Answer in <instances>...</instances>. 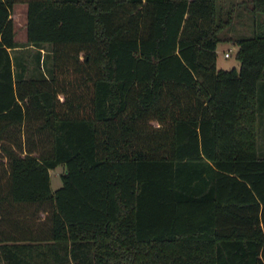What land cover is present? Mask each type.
<instances>
[{"label": "trees", "instance_id": "16d2710c", "mask_svg": "<svg viewBox=\"0 0 264 264\" xmlns=\"http://www.w3.org/2000/svg\"><path fill=\"white\" fill-rule=\"evenodd\" d=\"M17 1L0 0V264H264V29L230 33L264 0H28L23 58ZM222 41L239 67L218 68Z\"/></svg>", "mask_w": 264, "mask_h": 264}, {"label": "rangeland", "instance_id": "374dc122", "mask_svg": "<svg viewBox=\"0 0 264 264\" xmlns=\"http://www.w3.org/2000/svg\"><path fill=\"white\" fill-rule=\"evenodd\" d=\"M27 1L28 0H18L13 8L12 17L14 20L15 30H16V41L18 42L19 49H15L12 51V54L15 55V53L18 56H21L23 58L24 55L29 54L31 51H33V48L26 47L27 44ZM227 4L230 3L232 0H223ZM234 1H240V0H234ZM261 29H264V14H258V15H249L248 13L244 12L242 13V16L237 17L234 21V27L230 31L232 36H238V35H252L256 31H260ZM49 45V44H48ZM25 47V48H24ZM51 47V46H50ZM238 46L235 45L233 41H222L218 44L217 47V66L218 68H224L229 69L232 67H239V60L237 59L236 53H237ZM36 53L37 51L34 50ZM229 52V55L226 56L225 53ZM42 59L41 63L45 67L46 64V70H51V64H52V57H51V50L49 49V46L44 47L41 50ZM38 60V59H37ZM40 62V60H39ZM35 64V63H34ZM33 64V65H34ZM35 75H39V72L36 71ZM47 78L49 77V73L45 75ZM44 86H47L48 84H43ZM259 97H260V103L262 104L260 106V109L264 108V90L263 87L259 89ZM40 123L32 124L34 127H37ZM258 129H259V139H258V151L260 154L264 155V111L260 113L258 117ZM31 130L35 131V129L31 128ZM28 128H25L24 130V136L25 139H27V135L31 131ZM46 131L42 133V139L39 144V146L44 147V145H47L48 140ZM37 154V153H35ZM5 164L6 159L3 157H0V170L1 174H4L5 170ZM65 167L63 165H59L56 168H50V175H51V187L52 190H56L58 187H60L63 184V180L61 177V173L64 171ZM13 213L17 215H21V219L24 218V220L28 223V226L31 228V231H39L43 232L44 234L48 230L49 226V219L46 211L37 210L36 206L34 205H26L23 206L20 211L13 210ZM27 228V226H26ZM42 234V233H41ZM39 235V234H38Z\"/></svg>", "mask_w": 264, "mask_h": 264}, {"label": "crops", "instance_id": "0c3cea01", "mask_svg": "<svg viewBox=\"0 0 264 264\" xmlns=\"http://www.w3.org/2000/svg\"><path fill=\"white\" fill-rule=\"evenodd\" d=\"M232 1H234V0H232ZM240 1H242V0H240ZM236 2H239V1H236ZM15 31H16V30H15ZM26 47L29 48V47H31V45H30V44H26ZM24 48H25V47H24ZM17 49H19V47H16V50H17ZM42 49H43V48H41V50H42ZM14 50H15V49H14ZM238 66H240V61H239ZM263 111H264V108H262V109L258 108V111H257L258 117H259L260 113L263 112Z\"/></svg>", "mask_w": 264, "mask_h": 264}, {"label": "built area", "instance_id": "2783aa9c", "mask_svg": "<svg viewBox=\"0 0 264 264\" xmlns=\"http://www.w3.org/2000/svg\"><path fill=\"white\" fill-rule=\"evenodd\" d=\"M225 55L228 56L229 55V52H226Z\"/></svg>", "mask_w": 264, "mask_h": 264}]
</instances>
